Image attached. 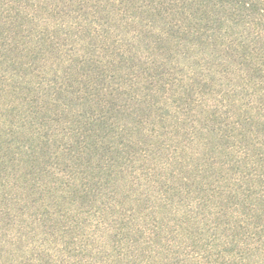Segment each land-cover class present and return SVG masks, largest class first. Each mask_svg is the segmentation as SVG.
Here are the masks:
<instances>
[{
    "label": "rangeland",
    "instance_id": "1",
    "mask_svg": "<svg viewBox=\"0 0 264 264\" xmlns=\"http://www.w3.org/2000/svg\"><path fill=\"white\" fill-rule=\"evenodd\" d=\"M0 264H264V0H0Z\"/></svg>",
    "mask_w": 264,
    "mask_h": 264
}]
</instances>
